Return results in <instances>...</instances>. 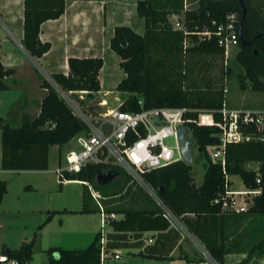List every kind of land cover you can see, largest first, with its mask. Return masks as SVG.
<instances>
[{"label":"trees","instance_id":"16d2710c","mask_svg":"<svg viewBox=\"0 0 264 264\" xmlns=\"http://www.w3.org/2000/svg\"><path fill=\"white\" fill-rule=\"evenodd\" d=\"M190 2L137 0V14L144 19L143 32L127 24L116 25L110 48L121 58L119 65L125 74L116 87L128 93L119 104L121 110H140V99H143L145 108L165 106L189 109L184 114V125L195 143L202 147L208 162L201 180L195 178L193 165L182 159L144 171L141 178L154 189L187 232L201 243L205 252L188 250L187 245L194 247L192 241L163 215L155 199L142 197L141 194L134 197L131 206L115 203V199L101 194L100 203L104 212L122 215L109 220L112 231L106 233L105 249L109 257L123 247H131L138 250L136 255L145 258H178L186 262L210 258L216 264H226L228 254L246 253V257L235 264H247L254 255L264 254V120L261 128L255 122L242 125V130L251 137L228 142L223 164L220 160L214 161L208 151L209 146L219 143V128L200 125L198 117L199 110L205 109L212 111L216 120L222 119L219 111L226 104L225 81L227 75L233 73V67L243 71V74H238L242 88H247L249 84L251 89L262 94L261 109H264V0ZM23 5L21 44L32 58L39 60L52 46L50 41L40 38L41 26L64 14L66 0H23ZM231 14L237 17L239 44L236 47L238 51L225 64L224 48L219 44L217 25L213 21L226 22ZM174 15L186 26L187 35L181 29H174ZM206 30L212 31L213 35L201 39L197 33ZM248 41L252 43L248 44ZM68 65L67 73L50 74L58 88L47 78H41L39 86L46 89V94L37 115L26 116L18 124L0 117L3 170H47L51 146L61 147L84 130L83 120L67 104L59 89L99 92L102 90L100 70L104 59L100 56H70ZM13 72L0 61V90L10 88L7 77ZM59 152L58 165H61V148ZM252 162H256L258 167L247 166ZM114 169L118 171L119 168ZM103 170H107L103 163H88L78 172H61L58 174L59 190L65 179L91 182L96 188L104 190L109 184L99 185L96 182L98 173ZM232 175H239L247 189L260 190L253 195L246 211L241 213L223 208L225 200L231 203L226 191L232 185ZM82 184L81 209L47 210L40 228L57 213L102 212L85 183ZM158 187H162V191L157 192ZM26 189L33 187L27 185ZM7 191L6 180L0 179V204ZM36 235L30 241H22L15 249L5 246L0 255L7 254L9 258L17 259L19 264H30ZM149 236L153 238L152 243L145 242ZM102 237V231H98L93 241L82 248H49L48 259L42 264H102Z\"/></svg>","mask_w":264,"mask_h":264},{"label":"rangeland","instance_id":"374dc122","mask_svg":"<svg viewBox=\"0 0 264 264\" xmlns=\"http://www.w3.org/2000/svg\"><path fill=\"white\" fill-rule=\"evenodd\" d=\"M136 3L137 0H66V7L68 9L69 16L72 19H70L72 24L66 27V46L64 45L65 41L63 36L58 38L55 37L54 40L56 42V49L63 46L67 49L69 46V50L73 52L75 51L74 48L76 46H82L85 38L90 34L96 36L98 40L97 45H99L98 47L103 49L102 47H104L105 42L109 43L110 35H112L110 31L113 30L112 28H114L116 24L132 25V27L136 30H139L141 27L144 28V19L138 16ZM23 6V0H11L9 2V11L12 15L11 23H9L5 15H1L0 13V38L8 36V43L11 45V51L15 54L13 62H17L16 67L19 65L26 68L31 67L41 78H47L53 85H55L50 76L51 72L49 73V71H47L46 63L40 59L38 60L39 64L36 65L31 57L27 56L19 46V43L21 42L18 37L19 35L21 36L23 28ZM81 41L82 43H80ZM237 51L238 49L234 48L230 57ZM58 52L59 50L56 53ZM102 55L105 62L100 70L102 90L97 92L96 101L104 99L108 104L106 108H113L118 106L119 103H121L128 95V93L121 92L116 88L118 82L125 76V74L120 68L119 62L121 58L116 52L108 48L107 53L103 52ZM242 72V70H240V72L238 71V67H233V73L227 75L225 81L228 88V91L226 92V104L231 108L261 109L263 107L262 94L251 89L249 84L247 88L241 87L239 80L240 76L238 74ZM12 79H7L11 85L13 83ZM3 93H5V96L3 99H0V116L9 119L11 108H13L12 105L13 103H19L22 92L20 93L19 88H15L12 91H5ZM75 99L77 100L76 97ZM188 135L192 137L189 131ZM167 142L174 147L177 156H179L177 139L175 137H169ZM74 145L75 142L72 139L70 142L61 147L58 145L52 146L50 148L49 168L47 171H5L1 168L0 158V178L6 180L8 186V191L4 195L0 204V250L5 248V246L15 249L19 247L22 241H30L33 239L35 234H37L33 259L30 264H42L48 259L47 251L49 248L61 247L55 243V239L57 238V226L60 222L59 218H55L51 223L47 222L40 228L39 226L46 218V212L37 210L36 206H38L39 200L40 204L47 200H53L54 203L57 202L56 198L60 193L59 183L57 181L58 178H56V169L58 167L60 155L59 147L61 148V162L64 163L65 155ZM198 155L199 152L195 149L193 173L197 181H200L203 177V175L201 176L200 168L202 169L204 167L205 160L199 159ZM247 166L257 168L258 164L256 162H252L248 163ZM118 168V171L121 174L117 179H114V181L104 190L95 187L96 189L94 191L97 193L99 192V194L106 195V198L108 199H115V203H122L127 206L133 205L135 200L134 197L139 194L146 198L152 197L139 180L130 176V174H128L123 167L119 166ZM231 180L232 185L229 187L230 191L246 189L239 175H232ZM27 185L32 186L33 189H26ZM128 186L129 193L127 192ZM62 187L65 192L63 197H66L68 202L72 204L70 206H76V204H78V200H80L84 185L82 183H64ZM234 196L238 205L242 204L243 199H247L248 203H251V194H233V197ZM159 207L161 208V206ZM121 216V214H118L117 219ZM75 219L78 220L76 222L77 225L72 229L80 230L96 227L98 228V231H101V215L98 217L96 216L95 218L73 217L72 221H75ZM171 221L174 226L178 227L180 231H182L184 236H187L190 241H192L194 247H197L200 251L205 252L204 248L201 247V244H198L199 242H197V240L187 232V230L175 217L172 216ZM70 223L71 222H68V224ZM250 224L251 228H253V224ZM110 227L109 223L105 225L103 229L105 235L109 231ZM58 230H60L59 226ZM96 233H94V235ZM87 245L89 244L87 243ZM87 245L85 243L84 246L73 248H82ZM120 250L123 254L122 259L107 257L102 264H160L159 261L153 262L147 260V262H141V260H138L137 258H132L136 255L134 254L136 252L134 248L123 247ZM54 255L58 257L57 252H55ZM127 259H129V262L125 263V260Z\"/></svg>","mask_w":264,"mask_h":264},{"label":"built area","instance_id":"2783aa9c","mask_svg":"<svg viewBox=\"0 0 264 264\" xmlns=\"http://www.w3.org/2000/svg\"><path fill=\"white\" fill-rule=\"evenodd\" d=\"M174 29H181L184 34H188L186 26L181 19L174 15L172 18ZM216 34L219 38V44L224 48V60L227 64L231 52L239 44V33L237 26V17L235 14L228 16L226 22L216 23ZM201 39L211 38L212 31L206 30L197 33ZM187 43V40H185ZM62 97L73 111L83 120L85 128L77 134L73 140L75 145L65 155L64 163L58 165L56 172H78L88 163H103L106 168L114 169L123 167L130 176L139 180L147 191L154 197L163 210V215L170 219L175 217L171 211L162 203L156 192L149 187L141 178L144 171H150L161 167L173 161L182 159L180 153L179 141L177 135V126L184 125V114L189 110L185 107H143V99L139 100L141 109L138 111H125L116 107H107L106 100L87 101L86 93L89 91L80 90V99H75L73 91L65 92L59 89ZM227 92V88L225 89ZM75 92V91H74ZM97 98V97H96ZM86 101V102H83ZM83 104V105H82ZM120 104V103H119ZM222 119L216 120L213 112L209 110H199L198 123L200 125H215L219 128V143L208 147L211 158L214 161L225 163V148L228 142L242 141L250 139V135L242 130V125L255 122L258 127L263 126L264 109L245 110L243 108H231L226 104L220 109ZM175 137L178 141L179 156L176 150L171 146L167 139ZM85 183L93 199L100 205L101 212V261L109 257L105 246L107 242L104 233V227L110 219H116L118 213H105L100 203L102 195L95 192V185L91 182H82L80 180H64V182ZM259 189H244L237 191H226V195L231 198L223 202V208H230L236 213L246 211L248 208L247 199H243L242 204H237L236 195L258 193ZM149 242H153L151 237ZM114 259L122 257L120 251L111 255ZM2 264H19L17 259L9 258L7 254L0 255Z\"/></svg>","mask_w":264,"mask_h":264},{"label":"crops","instance_id":"0c3cea01","mask_svg":"<svg viewBox=\"0 0 264 264\" xmlns=\"http://www.w3.org/2000/svg\"><path fill=\"white\" fill-rule=\"evenodd\" d=\"M10 1L11 0H0V13H1V15H5V17L9 21V23H11V20H12V15L9 11V2ZM190 1H191L190 3H194L197 0H190ZM70 19L71 18L69 16L68 9L66 7V10H65L64 14H62V16H60L57 19L48 20V21L44 22L41 26L40 38L43 41H50L52 44L51 49L44 56H42L40 58L41 60L44 61V63H46V68H47V71H49V73L50 72L51 73H53V72H65V73H67L69 70L68 58L70 56H77V57L100 56L104 59L102 53L103 52L107 53L108 48L111 49L110 48V39L113 36L114 28H112L113 30L110 31V33H112V35H110L109 43L105 42L104 47H102L103 49L98 47L99 45H97L98 40H97L96 36L91 35V34L87 35L82 46H76L74 48L75 51L72 52L71 50H69L70 49L69 46L67 47V49L64 48L66 46V41H65V39H66L65 34L67 31L66 27H68L69 25L72 24V22H70L72 19L71 20ZM75 20H76V17H75ZM116 25H118V24H116ZM131 27H132V25H131ZM143 30H144V28L141 27L139 30H136V31L142 33ZM101 33H103V32H101ZM62 36H63V39L65 41L64 42L65 46L59 47L56 49V47H55L56 42L54 39H55V37L58 38V37H62ZM22 37H23V28H22L21 36L19 35V37H18L20 39V42H21ZM80 43H82V41ZM19 46L26 53L27 56L31 57L21 43H19ZM58 50H59V52L56 53ZM11 54H13L14 56ZM55 56H57V57H55ZM14 58H15V54L13 51H11V45L8 43V36L0 38V61L3 63V65L5 67L12 68L14 70L13 74H11L10 76L7 77V79L13 78L12 79L13 83H12V85L10 84L9 89L0 90V99L4 98L5 93H3V92H5V91H10V90L12 91L15 88H19L20 93L22 92L21 96H20L19 103H17V104L13 103V105H12L13 108H11V111H10L11 114L9 117V120L12 123L18 124L19 122H21V120H23L24 117L28 116L31 118V117H34L35 115L38 114L40 104H41V100L46 94V89L41 88L39 86V82L41 80V77L38 75V73L36 71H33L34 69H32L31 67L26 68V67L21 66V65L16 67L17 62H15V63L13 62ZM31 59L36 63V65L39 64L38 60H35L32 57H31ZM104 64H105V62H104ZM100 81H101V79H100ZM20 88L22 91L20 90ZM59 149H60V147H59ZM0 158H1V154H0ZM49 158H50V156H49ZM107 169H109V168H107ZM5 171H12V170H5ZM22 171L31 172V171H47V170H22ZM56 178H58V174H57ZM230 179H231V176H230ZM57 181L59 183V180H57ZM66 183H80V182L74 181V182H66ZM64 195H65V192H64L63 187H62V189L60 190V193L57 195L58 197L56 198V201H57L56 203H54L53 200H51V201L47 200V201H44L42 204H40V200H39L38 206H36L37 210H40L42 212H46L47 210H53V209H59V210H62L65 208L69 209V210H80L81 209V207H82V193L80 196V200H78V204H76V206H70L72 204H70V202H68L66 197L65 198L63 197ZM151 198L154 199L153 196ZM251 202H252V200H251ZM157 204H158V202H157ZM250 204L251 203H249V205ZM158 206H160V205L158 204ZM99 215H101V212H96V213H80V212H77V213H71V212L57 213L52 218V220L49 221V223H51L54 221L55 218H59V220H60L59 225H58L60 230H58V226H57V234H56L57 238L55 239V243H57V245H60L61 247H67V248L68 247H70V248L81 247V246H84L85 243H86V245H87V243L90 244L93 241V239L96 235V234L94 235V233H96L98 231V228L94 227V228H89V229L85 228V229H80V230L79 229H72L73 227H75L77 225L76 222L78 221L77 219H75V221H72V218L73 217H82V218L83 217H93V218H95L96 216L98 217ZM68 222H71V223L68 224ZM109 231H112L111 227H110ZM147 234H149V233H147ZM148 238L147 239L145 238V242L146 243H152V242L148 241ZM197 242H199V241L197 240ZM198 244H201V243L199 242ZM201 247H203V246L201 245ZM187 249L188 250H193V249L199 250L197 247H191L188 245H187ZM118 251H120V253H121L120 249ZM135 251L137 252L138 250L135 249ZM121 255L123 257L122 253H121ZM122 257L120 259H122ZM245 257H246V253L228 254L226 256V264H235ZM132 258H137L138 260H141V262H147V260L153 261V262L159 261L160 264H216L210 258L202 260L200 262H186L185 260L178 259V258L173 259V260H157V259L145 258V257L139 256V255H134ZM128 262H129V259L125 260V263H128ZM247 264H264V254L254 255L252 257V259Z\"/></svg>","mask_w":264,"mask_h":264},{"label":"water","instance_id":"95a60500","mask_svg":"<svg viewBox=\"0 0 264 264\" xmlns=\"http://www.w3.org/2000/svg\"><path fill=\"white\" fill-rule=\"evenodd\" d=\"M245 12L246 10L244 9L243 15H245ZM242 23H243V19L240 22V28L242 26ZM261 34H259L258 36H260ZM251 43L252 41H248V44H251ZM55 86L57 87V85ZM72 94L77 99H80L79 92L73 91ZM85 95H86L87 101H93L94 99H96L97 93L89 91ZM188 131H189L188 128L183 124H180L177 126V135H178L179 148H180V153L182 155V160L186 163L193 165L195 161V149H197V152H199L198 158L201 160L202 159L205 160L204 167L202 169L200 168V172L202 176L207 170L208 162L206 160L205 153L202 147L198 146L194 142L193 138L188 135ZM119 175H120V172L115 169L103 170L98 173L96 177V182L99 185H108L112 181H114V179H116ZM160 191H162V187H158L157 192H160Z\"/></svg>","mask_w":264,"mask_h":264}]
</instances>
